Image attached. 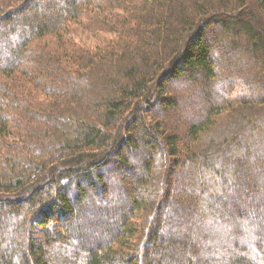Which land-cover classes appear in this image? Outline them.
<instances>
[{
    "label": "trees",
    "instance_id": "obj_1",
    "mask_svg": "<svg viewBox=\"0 0 264 264\" xmlns=\"http://www.w3.org/2000/svg\"><path fill=\"white\" fill-rule=\"evenodd\" d=\"M0 264H264V0H0Z\"/></svg>",
    "mask_w": 264,
    "mask_h": 264
},
{
    "label": "rangeland",
    "instance_id": "obj_2",
    "mask_svg": "<svg viewBox=\"0 0 264 264\" xmlns=\"http://www.w3.org/2000/svg\"><path fill=\"white\" fill-rule=\"evenodd\" d=\"M73 23L75 24L71 25V28L69 29L70 32L67 35L71 40L75 41L78 44H81L84 47H100L102 43L109 40V36L89 31V29L86 28L82 22L75 21Z\"/></svg>",
    "mask_w": 264,
    "mask_h": 264
}]
</instances>
